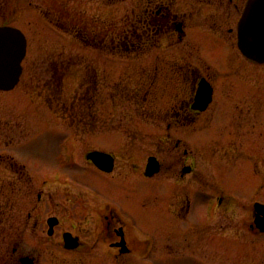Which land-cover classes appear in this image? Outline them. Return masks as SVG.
I'll list each match as a JSON object with an SVG mask.
<instances>
[{
	"label": "flooded vegetation",
	"instance_id": "obj_1",
	"mask_svg": "<svg viewBox=\"0 0 264 264\" xmlns=\"http://www.w3.org/2000/svg\"><path fill=\"white\" fill-rule=\"evenodd\" d=\"M127 1L64 0L48 7H33L32 1H28L30 6L27 12L26 0H0V25L14 26L23 31L27 47L32 41L38 45L42 40L56 45L59 42L76 44L87 48L89 54H81L86 59L95 58L96 52L98 60L103 57L126 59L131 63L141 60L146 64L145 69H149L145 76H140L142 87L138 86L139 83L130 85L131 90L126 95L127 93H121L122 80L120 83L112 76L115 80L107 81L105 73L99 72L97 67L95 71L89 70L88 64L85 65L82 59L70 60L65 56L52 59V69L42 72L46 76L42 80L46 81L47 92L52 99L50 101L49 97L44 100L61 119L56 127L62 128V132L57 148L60 168L43 177L46 188L53 187L56 182L67 181L63 172L69 174V168L79 166L81 142L87 166L84 169L93 168L105 175V183L107 181L111 188L113 186L109 184L110 181L124 180L115 178L114 175L123 168L120 166L122 157L132 158V155L108 151L96 142L107 131L130 139L135 135L122 136L115 128L107 130L105 89L110 91L111 111L122 107L118 102L121 95L131 100V106L137 105L141 97L145 96L147 106L151 108H147L151 112L148 121L158 129L156 138L160 142L175 144L164 148L166 152H173L171 148L180 150L182 145L191 140L198 142L200 149L208 146L207 152L215 158L232 151L242 155L249 152L260 153L262 150L264 62L246 54L240 46L239 37L240 21L248 0H129L123 22L105 18L106 11L115 15V12H120L121 4ZM126 36L127 39H124ZM82 63L84 70L80 71L78 82L73 83L79 87L71 89L72 96L69 98L66 96L69 93L66 86L74 76L71 68ZM25 67L24 65L22 75ZM116 81L120 83L118 91L113 87ZM38 94L43 96L44 93ZM158 100L160 104L157 103ZM80 101L81 104H78ZM115 117L114 112L110 120ZM96 150L107 151L114 156L112 170L100 168L89 158V153ZM153 155L157 157L160 169L149 175L145 168L144 174L148 180L155 181L157 176L172 170L176 174L172 188L174 203L168 195L170 189L162 190L169 187L168 182L163 184L159 181L157 189L164 198L169 199V206L174 204V212L170 209L172 216L183 220L184 230L177 237L180 251L181 248L193 250L207 256L212 248H216L212 242L216 233L234 230L235 225L231 220L233 216L229 218V215H220L222 221H219V212L222 208L224 212H230L235 202L224 194H215L207 199L205 207L201 208L203 211L198 209L200 189H186V182L190 176V185L200 180V169L196 162L197 158H201L200 150L196 153L185 147L183 155L180 153L177 156L176 167L168 164L162 157ZM130 166L124 167V170L129 167L128 172L131 170L129 173L134 177L137 175L135 168ZM0 171V264H41L40 255L52 254L58 244V235L64 249L70 252L83 249L85 241L81 234L60 229L62 218L56 214L43 217L37 213L43 200V191H46L43 189L37 192L36 182H39L41 174L31 171L16 152L9 150L0 151ZM32 172L33 178L26 177ZM82 174L80 172L75 175L76 181L84 179ZM90 180L94 185L103 187V181L95 178ZM77 187L83 192V188H86L79 185ZM88 188L86 193L91 190V187ZM257 201L253 202V221L257 215ZM103 202L107 204V200ZM27 205L30 209L25 215ZM194 208L197 213L192 215ZM191 215L190 222L188 217ZM104 216V222H107L105 219H111L109 215ZM53 217L58 222L52 226ZM10 228H16L19 238V247H14L12 252L8 241ZM246 228V232L241 231L243 234L249 233L250 228L253 233L262 232L250 221ZM67 232L72 234L77 242L76 246H67ZM33 234L38 245L35 248L32 246L31 250L27 243H23L27 236H34ZM102 237L113 239L109 244L111 251L117 256L118 264H121V256L130 255L135 247V242L133 243L123 225H104L100 231V239ZM148 242L150 255L156 246L154 249L150 240ZM169 244L164 247L171 249ZM98 250L101 251V248ZM102 255L103 251L96 257L95 264H104Z\"/></svg>",
	"mask_w": 264,
	"mask_h": 264
},
{
	"label": "rangeland",
	"instance_id": "obj_2",
	"mask_svg": "<svg viewBox=\"0 0 264 264\" xmlns=\"http://www.w3.org/2000/svg\"><path fill=\"white\" fill-rule=\"evenodd\" d=\"M28 1H32L33 7H48L53 6V3L64 2V0H26L27 12L30 6ZM128 6L129 0L121 4L120 12H115L113 15L112 12L106 11L104 16L106 19H117L123 22ZM124 39H127V36ZM86 50L87 48L76 44L59 42L56 45L53 42L42 40L41 44L36 45L32 41L28 46L25 62H23V66L26 67L20 82L12 90H0V151L16 152L31 171L42 175L39 177V182L35 181L37 192L46 190L43 191V200L38 206L37 213L43 217L50 214L58 215L63 219L61 230L75 231L81 234L85 241V246L81 251L70 252L64 249L62 242H59L61 237L58 235V244L52 254L40 255L41 264H95V259L101 251H103L104 264H118L117 256L110 249L109 243L113 239L106 237L100 239L103 226L113 223L116 227L123 225L133 243L135 242L131 254L121 256V264H264V232L253 233L252 228L249 233L241 232H246L248 221L254 223L253 202L260 200L264 203V144L260 145L262 147L260 153L249 152L238 155L232 151L218 155L219 158L207 152L208 146L200 149L198 142L194 140L182 145L180 150L171 148L173 152H166L164 148L167 149L175 144L160 142L156 138L158 129L148 121L151 112L147 110L150 107L147 106L145 96L141 97L137 105L131 106V100L121 95V100L118 102L122 104V107L117 111H111L113 109L109 105L110 91L109 89L104 90L107 130L115 128L116 132L122 136L135 135L130 139L107 131L106 135L96 142L108 151L132 155V158L122 157L120 166L123 168L120 167L121 169L114 175L115 178H123V181H110L109 184L113 186L111 188L107 181L105 183V175L93 168L84 169L87 166H85L82 155L83 144L81 142L79 166L69 168V174L63 172L67 181L56 182L53 187H48L49 189L44 187L43 177L60 168L57 148L60 144L59 136L62 128L58 129L56 123L61 119L52 112L50 105L44 100L50 97L51 101L52 97L47 92L46 81L42 80L46 79V76L42 75L43 70L52 69V59L57 56H65L70 60L82 59L85 65L88 64L89 70L95 71L97 67L99 72L105 73L108 76L107 81L113 82L115 79L113 80L112 76L116 77L119 82L122 80L121 85L116 81L113 86L117 91L119 85L122 86L121 93L129 92L130 85L139 83L138 86L142 87L140 76L143 77L146 72H149L148 68L145 69V62L141 60L132 63L126 59L113 57H103V60H98L96 52H94L95 58L86 59L81 55L83 52L89 54ZM85 60H87L86 63ZM83 63L71 68L74 76L70 78L66 86V91L69 92L66 96L69 98L72 96L71 89L79 87L73 83L78 82L77 77H80V71L84 70ZM135 81L136 84H134ZM125 84L126 86H123ZM39 92L45 95L40 96ZM157 103L160 104V101L158 100ZM78 104H81V101ZM114 112L116 117L110 120ZM185 147L191 152L193 150L199 153L200 150L201 153V158L196 159L197 168L200 169L198 170L199 182L190 185L192 176L189 182H186V189L190 187L200 189L198 209L202 210L207 199L215 194H224L230 197L233 203L235 202L230 212H224L223 208L219 212V221H222L220 215H229V218L233 216L231 220L235 225L234 230L229 229L216 233L212 238L216 248H212L213 253L209 252L207 256L193 250L186 251L181 247V251L179 249L177 237H180L184 230L183 220L172 216L171 211L174 212V204L169 206V199L164 198L157 189L159 181L163 184L168 182L169 187L162 188L160 185V188L170 189L168 195L174 203L172 188L174 177H176L175 172L172 170L167 174L163 173L157 176L155 181L148 180L144 174L150 155L156 154L165 159L168 164L176 167L178 165L177 156L180 153L183 155ZM130 165L135 168L137 175L134 177L129 173L131 170L128 172L129 167L124 170V167ZM80 172L83 173L84 179L76 181L75 175ZM33 175L32 172L26 177L33 178ZM93 178L103 181V187L96 186L91 180L89 181ZM78 185L87 189L91 187L89 194L85 192L86 188H83L84 192L79 190ZM35 200L38 202L36 195ZM103 200H107L109 205ZM242 205L245 206L242 207ZM29 209L30 206L27 205L25 215ZM196 210V208L193 209L192 215L197 213ZM105 214L109 215L113 222L109 219H105L107 222H104L102 217H105ZM192 215L188 217L190 222ZM9 234V250L12 252L14 247H19L16 228H10ZM147 237L154 249L156 246L155 251L150 255L148 254L150 244ZM26 243L30 249L38 245L35 235L27 236L23 245ZM168 243L171 249L165 248L168 247ZM99 248L101 251L98 250Z\"/></svg>",
	"mask_w": 264,
	"mask_h": 264
},
{
	"label": "water",
	"instance_id": "obj_3",
	"mask_svg": "<svg viewBox=\"0 0 264 264\" xmlns=\"http://www.w3.org/2000/svg\"><path fill=\"white\" fill-rule=\"evenodd\" d=\"M240 44L248 55L264 62V0H249L240 23ZM26 53L27 41L23 32L14 27L0 26V89L9 90L17 85ZM88 156L102 169H113L114 157L110 153L96 150ZM159 169L157 157L150 156L146 173L151 175ZM255 208V223L264 231V204L257 202ZM57 222L58 219L53 217L51 225ZM65 238L68 247L77 245L71 233H66Z\"/></svg>",
	"mask_w": 264,
	"mask_h": 264
},
{
	"label": "bare ground",
	"instance_id": "obj_4",
	"mask_svg": "<svg viewBox=\"0 0 264 264\" xmlns=\"http://www.w3.org/2000/svg\"><path fill=\"white\" fill-rule=\"evenodd\" d=\"M2 90H5V89H2ZM99 151H102V150H99ZM67 233H70V232H67Z\"/></svg>",
	"mask_w": 264,
	"mask_h": 264
}]
</instances>
